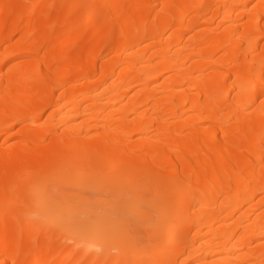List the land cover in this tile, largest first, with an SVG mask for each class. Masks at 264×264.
<instances>
[{"label":"bare ground","instance_id":"obj_1","mask_svg":"<svg viewBox=\"0 0 264 264\" xmlns=\"http://www.w3.org/2000/svg\"><path fill=\"white\" fill-rule=\"evenodd\" d=\"M0 264H264V0H0Z\"/></svg>","mask_w":264,"mask_h":264}]
</instances>
